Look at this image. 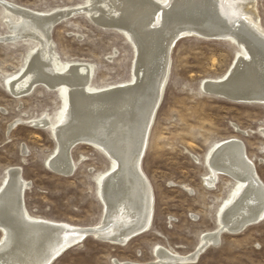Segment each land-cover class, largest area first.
I'll use <instances>...</instances> for the list:
<instances>
[{
	"label": "rangeland",
	"instance_id": "rangeland-1",
	"mask_svg": "<svg viewBox=\"0 0 264 264\" xmlns=\"http://www.w3.org/2000/svg\"><path fill=\"white\" fill-rule=\"evenodd\" d=\"M7 1L55 13L58 22L50 37L56 52L64 63L92 65L94 89L134 79L137 53L129 38L101 27L84 11H73L90 0ZM257 1L264 28V0ZM5 17L0 5V190L9 170L20 167L29 183L25 205L33 217L100 225L106 212L100 180L115 163L94 146L79 144L72 150L73 175L50 168L48 161L57 149L53 127H36L33 121L47 117L57 125L66 110L65 96L61 89L51 91L43 86L20 98L8 92V79L22 70L38 44L9 40ZM241 53L232 40L197 36L177 40L166 91L142 160L155 197L150 228L123 246L88 235L53 264H115L118 260L158 264L159 247L182 256L194 253L201 238L220 227V215L240 186L224 173L214 186L207 184L211 174L208 155L219 142L241 140L264 183V104L236 102L202 87L206 80L224 78ZM3 233L0 230V244ZM177 264H264V220L240 232L223 231L219 242L208 246L196 262Z\"/></svg>",
	"mask_w": 264,
	"mask_h": 264
},
{
	"label": "bare ground",
	"instance_id": "bare-ground-1",
	"mask_svg": "<svg viewBox=\"0 0 264 264\" xmlns=\"http://www.w3.org/2000/svg\"><path fill=\"white\" fill-rule=\"evenodd\" d=\"M257 3L90 0L73 11H84L101 27L123 33L137 53L132 81L94 89L92 65L64 63L56 52L50 37L58 20L55 13L0 0L11 31L8 39L38 44L22 70L8 79V92L20 98L43 86L51 91L61 89L65 96L66 110L57 125L47 117L33 121L36 127H53L57 149L48 161L50 168L73 175L72 150L79 144L94 146L115 163L100 180L106 212L103 222L94 226L33 217L24 201L29 183L20 167L11 168L0 190V230L5 235L0 264H53L88 235L123 246L150 228L155 197L142 160L168 84L173 47L177 40L193 36L234 41L242 53L224 78L206 80L202 87L236 102L264 104V28ZM207 163L211 170L208 186H214L224 173L240 182L236 195L224 207L220 227L205 234L194 253L182 256L159 247L158 264L196 262L208 246L219 242L223 231L240 232L264 220V183L245 144L236 138L219 142L210 150ZM115 264L135 263L118 260Z\"/></svg>",
	"mask_w": 264,
	"mask_h": 264
},
{
	"label": "water",
	"instance_id": "water-1",
	"mask_svg": "<svg viewBox=\"0 0 264 264\" xmlns=\"http://www.w3.org/2000/svg\"><path fill=\"white\" fill-rule=\"evenodd\" d=\"M107 29H109V28H107ZM113 30H115V29H113ZM223 39V38H222ZM223 40H225V39H223ZM128 42H129V40H128ZM130 43V42H129ZM131 44V43H130ZM131 46H132V44H131ZM133 47V46H132ZM53 139H54V137H53ZM54 141H56L55 139H54ZM47 166H48V164H47ZM49 167V166H48ZM60 174H62V173H60Z\"/></svg>",
	"mask_w": 264,
	"mask_h": 264
}]
</instances>
